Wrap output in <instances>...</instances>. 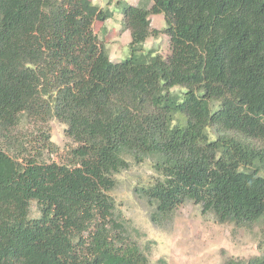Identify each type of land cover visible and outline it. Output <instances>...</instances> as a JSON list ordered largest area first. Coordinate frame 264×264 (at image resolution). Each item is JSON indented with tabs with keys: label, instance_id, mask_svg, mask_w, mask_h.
I'll use <instances>...</instances> for the list:
<instances>
[{
	"label": "trees",
	"instance_id": "1",
	"mask_svg": "<svg viewBox=\"0 0 264 264\" xmlns=\"http://www.w3.org/2000/svg\"><path fill=\"white\" fill-rule=\"evenodd\" d=\"M145 3L117 2L131 41L115 61L93 28L109 7L0 0V264H150L111 194L131 160L158 174L134 188L156 224L187 201L237 227L264 217V0ZM161 32L167 57L144 45Z\"/></svg>",
	"mask_w": 264,
	"mask_h": 264
},
{
	"label": "rangeland",
	"instance_id": "2",
	"mask_svg": "<svg viewBox=\"0 0 264 264\" xmlns=\"http://www.w3.org/2000/svg\"><path fill=\"white\" fill-rule=\"evenodd\" d=\"M102 7L114 11L112 18L96 20L94 31L107 48L110 57L122 61L130 56L131 34L123 26V14L117 4L119 0H92ZM136 5L147 4L149 0H120ZM152 26L163 29L167 26L164 13L151 15ZM145 47L158 50L167 57L170 52L169 37L161 32L151 36ZM51 139L56 145L53 152H47L49 161L61 160V155L70 148L64 129L57 118L50 121ZM118 187L111 192L124 217L137 229V239L149 247L150 264L165 259L167 264H229V261H246L264 252V217L251 227H237L232 223H220L213 213H203L200 206L192 201L180 205L172 218L161 224L151 220L152 208L135 193V186L158 177L151 160L142 163L131 160L128 169L117 174ZM38 206L32 204V216H38Z\"/></svg>",
	"mask_w": 264,
	"mask_h": 264
}]
</instances>
